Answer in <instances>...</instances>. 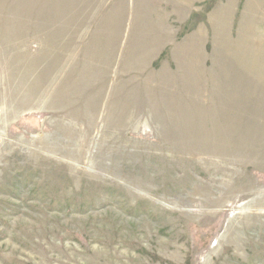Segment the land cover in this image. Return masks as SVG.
Wrapping results in <instances>:
<instances>
[{
    "label": "rangeland",
    "instance_id": "obj_1",
    "mask_svg": "<svg viewBox=\"0 0 264 264\" xmlns=\"http://www.w3.org/2000/svg\"><path fill=\"white\" fill-rule=\"evenodd\" d=\"M0 264H264V0H0Z\"/></svg>",
    "mask_w": 264,
    "mask_h": 264
}]
</instances>
